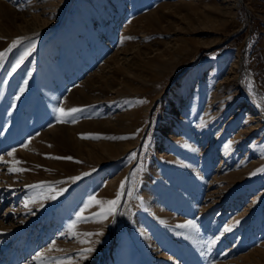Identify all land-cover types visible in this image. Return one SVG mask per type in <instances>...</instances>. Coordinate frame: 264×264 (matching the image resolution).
Wrapping results in <instances>:
<instances>
[{
    "label": "rangeland",
    "instance_id": "obj_1",
    "mask_svg": "<svg viewBox=\"0 0 264 264\" xmlns=\"http://www.w3.org/2000/svg\"><path fill=\"white\" fill-rule=\"evenodd\" d=\"M0 53V264H264V0H0Z\"/></svg>",
    "mask_w": 264,
    "mask_h": 264
},
{
    "label": "snow or ice",
    "instance_id": "obj_2",
    "mask_svg": "<svg viewBox=\"0 0 264 264\" xmlns=\"http://www.w3.org/2000/svg\"><path fill=\"white\" fill-rule=\"evenodd\" d=\"M32 50H34V45H33L32 48H29L28 49V51L25 53V55L30 54ZM4 55H5L4 53H0V58H2ZM23 59H24V57L22 56L20 58V61L19 62H22ZM19 62L17 64V66H19ZM57 111L61 112L60 122H64V120H65L66 117L72 116L74 113H77V112L81 111V109H79V108H70V109H67L66 111L65 110H61V109H57ZM25 147H27V145H25ZM9 155L11 156V155H13V153H9ZM134 155L135 154L133 153V156ZM57 158L58 159H72V157H57ZM12 163L19 164L20 161H13ZM10 171H23V169L16 167V168L10 169ZM33 187H41V185H35ZM123 187H124V185L122 183L121 184V193H118L117 196H116V198L114 200H110V201L104 202V201L96 200L95 197H90L88 204L85 205V208L90 207L93 202L98 203V204H101V205H103V204L106 203L108 205V207L105 210H103L100 214H98V215H100V217L102 219L103 218H106L107 215H110V214L113 213L116 205L118 204V202L120 200V197H121V194H122ZM48 198H54V196H50ZM83 211H84V209L81 210V213H77L76 220H74L71 224L68 225V227H69L70 230L75 229L76 224L80 220L84 219V217L82 216V212ZM237 223H238V221H237ZM226 230L230 231L231 229L230 228H227ZM72 234L73 235H77V233L74 232V231L72 232ZM99 234H102V233H99ZM86 235H93V234L92 233H88ZM212 243L214 244L215 243V240L212 241ZM92 251H94L93 248H86V249H83L82 250L83 253H90ZM39 255L42 256L43 254H39ZM58 264H65V262L64 261H60V262H58ZM67 264H72V261H71L70 258L67 260Z\"/></svg>",
    "mask_w": 264,
    "mask_h": 264
},
{
    "label": "bare ground",
    "instance_id": "obj_3",
    "mask_svg": "<svg viewBox=\"0 0 264 264\" xmlns=\"http://www.w3.org/2000/svg\"><path fill=\"white\" fill-rule=\"evenodd\" d=\"M64 10V9H63Z\"/></svg>",
    "mask_w": 264,
    "mask_h": 264
}]
</instances>
